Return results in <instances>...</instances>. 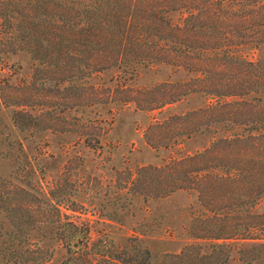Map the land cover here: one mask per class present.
<instances>
[{
	"label": "trees",
	"instance_id": "16d2710c",
	"mask_svg": "<svg viewBox=\"0 0 264 264\" xmlns=\"http://www.w3.org/2000/svg\"><path fill=\"white\" fill-rule=\"evenodd\" d=\"M3 56L11 62L27 56L35 80L39 73L44 76L39 84L9 86L7 94L0 88V101L13 108L14 125L22 132L39 131L40 118L47 116L40 131L75 133L92 151L104 147L103 121L78 120L65 128L68 122L48 111L56 94H43L44 88L53 84L55 93L71 92L65 101L77 109H103L116 103L117 88L93 84L99 73L114 70L134 79L141 66L160 67L172 72L170 78L183 73L182 79L146 90L121 89V101L148 118L188 97L213 100L149 122V146L167 147L214 126L230 135L195 155L140 168L141 176L131 175L124 189L138 186L133 194L145 199L151 191L142 190H151V181L150 198L165 201L182 193L199 203L201 212L192 204L185 209L194 207L191 230L170 236L185 242L179 252L163 254V264H264V210L259 211L264 201V0H0V61ZM6 186L2 179L0 211L36 250L1 252L0 259L7 254L24 264H48L55 251L44 244L54 241L65 250L60 264H159L161 255L144 247L153 237L149 234L132 236L118 250L95 239L74 208L68 179L55 180L47 194L38 186ZM170 209L176 217V209ZM34 231L39 237L32 238Z\"/></svg>",
	"mask_w": 264,
	"mask_h": 264
},
{
	"label": "rangeland",
	"instance_id": "374dc122",
	"mask_svg": "<svg viewBox=\"0 0 264 264\" xmlns=\"http://www.w3.org/2000/svg\"><path fill=\"white\" fill-rule=\"evenodd\" d=\"M257 56L258 53L250 54V58L253 59ZM5 57L3 56V60L0 61V88L6 94L10 91L9 86L16 87L22 82L30 83L31 80L39 84L44 78L39 73L35 80L31 61L27 56L13 59L15 63L20 64V70L18 67L13 68L15 63L6 60ZM169 76H172V72L160 67L144 66L138 68L134 79L114 70L97 74L92 78L93 84L104 89L117 88L114 92L116 103L103 109L100 107L77 109L65 101V98L70 97L71 92L55 93L53 84L44 88L43 94H48L49 91L51 94H56L57 99L52 101L48 111L55 119L64 118L68 122L63 125L65 128L70 130L78 120L98 118L103 121V128L106 131L102 141L104 147L98 151L86 148L84 141H81L75 133L40 131L48 122L44 121L48 119L47 116L40 118L42 124L38 127L39 131L37 129L33 132H22L13 123V108L7 107L0 101V181L6 180V187L22 185L36 188L38 186L47 194L55 180L68 179L73 184L71 192L75 195L74 208L79 212L80 221L91 227L95 239L101 237L102 240L115 245V249L118 250V247L126 245L132 236L140 232L149 234L153 237L144 244V247L149 248L157 256L161 255L159 264H163V254L179 252L182 243L185 242L171 239L170 236L183 237L191 230L190 214L193 213L194 207L191 211L185 209L192 204L197 207L198 212H201L200 205L195 199L189 200L182 193L165 201L150 198L153 194L151 181H148L147 186L151 190H142L144 194L149 191L151 193L143 199L141 195L133 194L139 192L138 186H135L132 192L124 189L128 178L131 175L139 178L141 176L139 169L144 166L161 167L172 160L195 155L223 136L230 135V131L223 127L214 126L209 133L205 131L195 133L167 147L157 149L149 146L145 137L149 122H162L171 115H181L199 106L213 103L209 97H188L151 112L148 118L144 113L135 111L134 105L126 106L121 101L123 98L121 89L124 86L146 90L165 80L182 79L184 74L180 72L177 76L173 75L171 78ZM7 81L9 84L5 85ZM57 122L61 121L57 120ZM56 128L60 130L62 127L59 125ZM235 132L240 130L236 129ZM73 158L76 160L69 163ZM170 207L176 209V217L173 216L174 211H171ZM263 210L264 201L259 207V211ZM182 215L186 216L183 220ZM171 217H175V220L169 227ZM10 221L5 213L0 211V256H3L1 252L6 253L13 249L18 252L36 250L34 246L29 247L21 232L12 229L13 224ZM32 236V238L39 237L38 232L34 231ZM34 242L36 241L32 240V243ZM202 244L210 245L209 242ZM44 246L55 251L48 264H60L65 250L54 241H47ZM74 248H77V245ZM10 257L6 254L5 258L0 259V264H14L13 262L24 264L20 258L11 255Z\"/></svg>",
	"mask_w": 264,
	"mask_h": 264
}]
</instances>
